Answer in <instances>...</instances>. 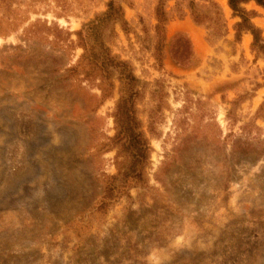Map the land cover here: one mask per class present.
Returning a JSON list of instances; mask_svg holds the SVG:
<instances>
[{
  "label": "rangeland",
  "instance_id": "374dc122",
  "mask_svg": "<svg viewBox=\"0 0 264 264\" xmlns=\"http://www.w3.org/2000/svg\"><path fill=\"white\" fill-rule=\"evenodd\" d=\"M107 1L0 0V264H264V54L249 32L236 40L227 0H163L161 66L159 0L123 3L128 31L116 24L107 44L147 90L160 80L170 107L151 133L156 101L139 102L148 187L100 207L116 172L118 82L101 99L95 81L69 69L82 52L76 30ZM211 2L223 25L194 20V9L215 15ZM243 6L264 38V8ZM177 34L189 41L185 62L170 49Z\"/></svg>",
  "mask_w": 264,
  "mask_h": 264
},
{
  "label": "trees",
  "instance_id": "16d2710c",
  "mask_svg": "<svg viewBox=\"0 0 264 264\" xmlns=\"http://www.w3.org/2000/svg\"><path fill=\"white\" fill-rule=\"evenodd\" d=\"M249 1L251 0H227L232 13L239 17V20L234 24L235 38L238 40L243 32H249L252 35V45L264 54V38L261 36L260 29L251 21L250 12L243 6L244 3ZM252 1L264 8V0ZM123 3L130 4L131 0H108L105 10L96 13L94 18L83 22L81 27L76 30V44L82 48V52L76 64L69 69L77 70L80 68L83 71L84 78L95 81V85L100 90L101 99L111 97L116 88L115 80L118 82V96L110 113L113 119L114 133L108 138V149H116L114 155L116 172L108 175L104 181L100 207L108 206L123 194H126L130 188L148 187L147 168L150 163L152 147L144 129L141 111L138 107L139 102L143 101L146 93H149L150 98L156 101L154 106L148 110V131L151 133L155 131V124L162 109L170 107L166 99L168 93L164 90L163 83L157 79L154 82L155 87L147 90L148 82L142 81L134 73L132 63L112 53L107 44L116 24H119L125 32L128 31ZM211 4L216 8L214 16L211 15L209 9H206V12L194 9L192 11L194 20L196 22L209 21L223 25L220 9L215 2H211ZM191 6H194L193 2H191ZM156 20V42L153 55L158 66H161L165 45V26L168 20L163 0H159L156 6ZM208 27H212L211 33L213 35L218 34L220 27L211 26V23L208 24ZM45 28L48 30L55 29L58 36L63 38L65 42L68 44L72 42L68 30H63L58 26H46ZM27 32L30 34L31 27L26 28ZM173 39L170 48L173 57L178 62L187 61L189 55L188 39L181 34H177ZM197 103H200V100H197ZM185 109H187L186 105L180 110ZM230 113L231 110H228L227 114ZM179 122L182 124L184 118ZM176 125L178 127L177 137L180 136L183 124L182 127L179 124ZM252 125L256 129H260L254 122Z\"/></svg>",
  "mask_w": 264,
  "mask_h": 264
}]
</instances>
